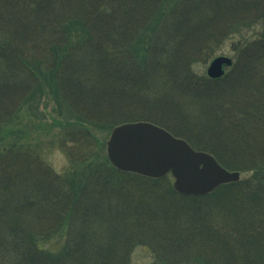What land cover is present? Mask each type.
Here are the masks:
<instances>
[{
    "label": "trees",
    "instance_id": "16d2710c",
    "mask_svg": "<svg viewBox=\"0 0 264 264\" xmlns=\"http://www.w3.org/2000/svg\"><path fill=\"white\" fill-rule=\"evenodd\" d=\"M196 2L201 0H0V132L9 131L0 139V264H130L136 245L148 247L159 264H189L193 248L208 252L210 257L202 260L206 264H264V34L255 41H246V34L237 40L236 61L220 79L202 81L188 70L196 55L206 49L204 55L214 53L223 34L236 33L238 26L243 34L255 25L264 0ZM204 5L206 14L198 20ZM194 24L207 29L214 42L207 46L198 40L204 46H194L184 60L187 50L182 47L190 42ZM137 46L139 55L133 57ZM154 69L162 72L154 74L156 85L158 77L166 82L167 76L183 92H159L166 94L146 102L138 90L146 88ZM199 89L214 101L225 93L224 101L239 106L224 116L227 123L216 118L200 129L221 123L216 134L211 132L214 139L222 138L224 160L210 143L190 144L209 151L229 170H256L252 178L221 185L205 196H177L168 179L140 176L169 188L142 207L134 197H123L139 175L117 171L106 158L98 162L100 169L87 168L96 162L88 163L74 136L90 140L83 123L104 124L110 131L120 123L147 120L184 137L180 131L190 121L181 105L186 94ZM43 97L60 102L53 112L71 142L69 164L80 168L74 181L57 176L39 158L45 154L43 144L17 142L20 129L15 126L26 119L25 131L33 128L36 100ZM152 102L171 108L173 114L167 115L172 121L144 117L141 106ZM133 106V112H126ZM67 113L80 115L81 122H67ZM161 120L177 122L182 130L173 131ZM118 178L120 185L114 183ZM212 204L224 206L213 209ZM211 214L232 221L228 242L225 234L216 239L215 226L202 231ZM40 226L44 230L34 234ZM187 235L193 246L184 241ZM202 235L209 237L204 241L209 249L202 245Z\"/></svg>",
    "mask_w": 264,
    "mask_h": 264
},
{
    "label": "rangeland",
    "instance_id": "374dc122",
    "mask_svg": "<svg viewBox=\"0 0 264 264\" xmlns=\"http://www.w3.org/2000/svg\"><path fill=\"white\" fill-rule=\"evenodd\" d=\"M209 1H211V0H201L200 4H198V2H196V3L198 5H201L202 3H209ZM205 5L209 6V4H205ZM205 5L203 6L202 10H200V12L198 13V17H197L198 20L202 15L206 14L207 8L205 7ZM250 22H252V21H250ZM234 26H236V25H234ZM241 27L242 26H238L237 27L238 31L236 33H231L230 35H228L226 37H224V34H223V36L215 42L214 50H212V52L214 51V53L212 55H210V54L204 55L207 51V49H206L200 53V56L196 55V57L192 58L190 64H188V66H189L188 70L190 71L189 73L192 75H195L196 79L206 81L208 78L206 76L207 65L213 57L218 56V55H224V56L231 58L232 64H231V66L225 68V73H228L230 70H232V66H233L234 62L236 61V55L235 54L238 53V49H237V45H236L237 40H239L241 37H244V35L246 34V36H247L246 41H251V40L255 41V40H258L260 38V35L264 34V22L262 20V17L257 18L255 20V25L251 24L250 26H248V28L243 29L242 30L243 34H241V32H240ZM69 28H71V27H69ZM233 28H236V27H233ZM192 30L193 31L195 30V31H194V33H190V35L188 36L190 42L186 43L185 46L182 47V48L187 50L186 51L187 54H185L186 56L183 57L184 60H186V57L188 55H190V54H188V52L190 50H192L194 46H198V45L201 47L204 46V43H200V42H198V40L203 38V42L206 41L205 43L207 46H209V44H213V42H214V40H212L209 37V33L205 32L208 30L206 29L205 31H203L204 28L202 27V25L198 26V25L194 24L190 28V31H192ZM145 32L149 33L148 30H145ZM183 34H184V32L182 33V35ZM186 36H187V34H186ZM188 37H187V39H188ZM204 38H207L208 40H204ZM186 41L188 42V40H186ZM74 42H76V41H74ZM183 43H185V42H183ZM139 47L141 49L142 54L146 55L147 52L145 50H143V47L140 45H139ZM185 47H188V48H185ZM138 51L139 50H138V46H137L136 51L135 52L132 51L134 54L133 57H136L139 55ZM180 54L181 53L179 52L177 54V56L179 55V57L182 58L183 54H181V55ZM187 58L189 59L190 57H187ZM157 73H162V72L159 71L158 69H154L153 73L150 72V74H148L149 78L146 79L147 80L146 88H144L142 85V87L138 90L139 96L143 97V99L146 102H148L151 99H154L155 97L164 96L166 93H169V92L170 93L183 92L181 85L180 84H173L170 81L169 77H167V76H166V80L167 79L168 80L166 82L164 80H162L165 77H158L157 78V85H156L155 80L153 78H155L156 75H158ZM154 74H156V75H154ZM117 77H118V75L115 74L114 79H117ZM149 80H152V81L148 82ZM177 81L178 80H176V82ZM94 83H95L94 87L98 88V86H97L98 84L96 82H94ZM159 92H166V93L158 95ZM224 94L225 93H223V95L221 94V99L218 101L217 100L214 101L216 98L213 95H207V92L204 93V91L200 90V89L197 90L196 92L191 93V94H186L187 100L183 103V105H181V110H184L185 115H186V120L188 122L190 121V125L188 124L187 126L183 127L182 128L183 130L181 129L182 125L178 124L177 122H175V124L168 123V122L172 121V119L169 118L171 115H167V114H173L172 113L173 110L171 108H167L168 110H166V109L164 110L162 108V106L159 105L158 102H152L150 104H145L144 106H141V109H142V113L145 114L144 117L156 119L158 121H160L161 117L167 118L168 122L161 120L162 124L171 128V130H173V131L182 130V131H180L181 133L185 132L184 137H180V136H176V137H179V138L187 141L188 143L192 142L191 144L194 146H196L195 144L201 145L203 143H210L211 147H214L215 150L217 151L216 154L219 155V157L224 160V158H223L224 156L220 152L222 138L220 137V138L214 139V137L216 135H214L213 132H211V130L214 131V129H215L214 133L216 134V131H218L220 129L221 123L212 124L213 126H212L211 130H210L208 125L207 126L205 125L203 127L204 132H203V130H200L202 128L203 124H211V123L216 121V118H217V120H218V118H222V121L224 122V116H228V114L232 113L234 107L239 106L238 103H231L228 101H224V98H223ZM236 95L237 94L235 93L234 98L236 97ZM166 97H167V95H166ZM189 97L190 98H196V99L195 100L189 99ZM234 98H232V99H234ZM174 101L175 100H173V102ZM36 102H37V104L35 106H36V109L38 110V112L35 114V120H34L35 124L33 125V128L27 130V132H26L25 128H27V126H24L26 119L21 120V122L15 126L16 129H18V130L20 129V131L18 132L19 133V136H18L19 141H17V140L16 141L19 143H29L30 145H33L35 143H41V146H42V144H43L45 146V154H43L44 156L41 155L39 158L42 159L43 161H45L49 165V167H51V169L53 170V172L57 176H60L62 178L67 177L70 180L74 181V179L76 180V176H77L76 173L80 172V168H79V165H73L72 166V164H69L67 153L69 152V150L71 148V142L69 141V139L67 137L68 133L66 134L65 132L60 131V128H59V125L57 122V121H60L59 117L56 116L55 113L53 112V109H55V107L59 106V105H57V103H60V102L55 100L54 98L52 101L48 97H43L39 100H36ZM59 109L61 111V107ZM135 109L133 106L130 109H126L127 110L126 112H130V111L133 112ZM67 114H68L67 122H71V123L81 122L80 119H82V118L80 115L72 117L70 113H67ZM133 122H135V121H133ZM147 122H151L155 125L163 127V126L159 125L158 123H154L152 121H147ZM225 123H227V120L224 122V124ZM13 124H11L9 126H12ZM83 125L87 128V131L90 134L89 135L90 140L87 142L86 140L81 138L80 135L74 134L77 141L80 142L77 144L82 145V149H84L85 155L89 157L88 163L93 162V161L96 162L95 165L93 163H91L90 167H87V168L91 169V167L93 166V167L100 169L98 162H101V161L105 160V158H106V151L105 150H106V141L108 140L109 134H110V131L108 130L109 127L104 125V124L92 125V124L83 123ZM194 129H196V130H194ZM1 130L2 131L0 132V139L4 136L5 133L9 134L8 130H3V129H1ZM22 130L24 131V133L22 132ZM73 131H76V130L74 129ZM199 131L203 132V134L200 135ZM13 135H16V134H12L11 136H13ZM28 138L31 139V142H29ZM74 146H75V143H74ZM197 147H199V146H197ZM211 147H210V150H211ZM224 148H226V147H224ZM195 149H196V147H195ZM197 150H199V149H197ZM227 150L230 152L229 147H227ZM43 151L44 150H42L40 152H43ZM202 151H204V150H202ZM206 152L210 153L209 151H206ZM255 172H256V170H251V169L246 170V171H240L239 179L240 180L250 179L253 177ZM122 173H124V174H127V173L135 174L132 172H122ZM133 179H135V182H134L135 187L132 188V191H130V193L124 195L123 197L126 200L134 197V198H132L133 202L138 203V204L139 203L142 204V207H143V204L145 202L155 201L152 196H154L156 194L160 195L163 193H168V190H169V188H167L168 185H166V183L164 184V182H161L162 185H158L159 186V188H158V186L153 185L154 183H151L145 179H142V177H140V175L137 176V178L133 177ZM163 179H168V181L170 182L169 184L171 185L172 191L175 192L173 187H172V181H173L172 178L170 176H167ZM121 180H122V178H118L114 181V183H118L120 185ZM131 181H132V179L130 180V183H131ZM71 182L72 181H70V183ZM128 182L129 181L125 182V184ZM147 191H149V192H147ZM175 193L177 194V196L182 195V194L177 193V192H175ZM216 205H223V204H212V206H213L212 208L218 209V207ZM212 208L205 207L206 210H208V211L211 210V212H213ZM222 213H224L223 210H222ZM228 220H229V222L226 223L224 220V216L220 217L217 214H211L209 216V220H208L209 222L206 223L205 226H203L202 231H207L208 229L214 230L212 228V226H215L218 230H214L215 231L214 236L216 237V239H218V238L220 239L221 236H223V238H224V234H225L226 236H225L224 243H226V242H228V239L231 236L228 233H234L233 229L231 228L232 221L230 219H228ZM144 225H145V222L142 224V227ZM236 228H238V225H236L234 227V229H236ZM41 230H44L43 226L36 228V232L34 234L39 233ZM50 234H51V237H54V231L51 232ZM203 234H206V233H203ZM202 236H204V235H202ZM208 238H209L208 236H204L202 238V245H204V241L209 242L207 240ZM185 240L187 243H189V245L193 246L194 240L192 238H189L188 235H187V238L184 239V241ZM50 241H52V242H50V244L51 243L56 244V241H53V239H51ZM224 243H221L220 245L224 246ZM45 247H50V246L45 244ZM205 247L207 249H209L211 247V245L207 244V246H205ZM203 251H205V252L200 251L198 248L191 249V253H193V258L189 264H206L202 260H207L210 256L206 250H203ZM155 258H156L155 255L151 252V250L148 247H146L144 245H136L135 247L132 248V251L130 253V264H159L155 260Z\"/></svg>",
    "mask_w": 264,
    "mask_h": 264
},
{
    "label": "water",
    "instance_id": "95a60500",
    "mask_svg": "<svg viewBox=\"0 0 264 264\" xmlns=\"http://www.w3.org/2000/svg\"><path fill=\"white\" fill-rule=\"evenodd\" d=\"M224 56L214 58L207 74H223L222 65H230ZM109 162L120 171L161 177L171 171L173 188L182 194L204 195L221 184L237 181L239 173L228 171L213 155L194 150L185 140L172 136L150 122L123 123L115 126L106 142Z\"/></svg>",
    "mask_w": 264,
    "mask_h": 264
}]
</instances>
